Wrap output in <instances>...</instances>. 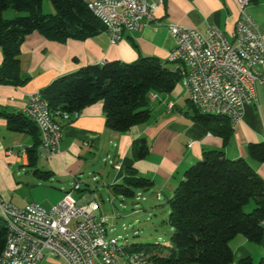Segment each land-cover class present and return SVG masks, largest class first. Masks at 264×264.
I'll return each mask as SVG.
<instances>
[{
	"label": "crops",
	"instance_id": "obj_1",
	"mask_svg": "<svg viewBox=\"0 0 264 264\" xmlns=\"http://www.w3.org/2000/svg\"><path fill=\"white\" fill-rule=\"evenodd\" d=\"M250 13L264 26V0L251 6ZM14 15L4 13L6 19ZM238 18L235 0H165L157 11L156 23L140 32L125 33L116 45L111 44L106 32L86 40L66 42L48 40L37 32L29 35L19 57L22 77L27 82L22 86L0 84V113H4L0 115V199L20 207L26 202H35L50 209L72 192L77 183L81 189L73 191L76 198L85 194L96 199L101 186L111 192V187L122 183L127 169L131 168L138 177L149 179L153 184L150 191L143 192L151 193V198L144 197V201L162 202L166 198L168 202L185 172L207 151H222L230 160H248L264 180V163L256 162L248 154L250 144L264 142L263 84L257 85V101L245 106L242 119L233 127L227 144L197 120L196 109L181 82L171 93L158 95L157 100L151 101L153 113L148 122L134 126L126 133L108 129L103 102L90 105L78 116L74 114L69 122L62 123L59 153L42 154L39 149V168L52 173L50 182L41 181L28 167L25 151L34 145V138L10 130L5 115L25 114L31 94L87 66L112 61L134 63L141 58L168 62L176 46L168 31L169 24L202 33L213 25L232 40ZM2 62L0 50V67ZM179 66L182 71L183 66ZM170 67L174 66L170 64ZM261 71L264 74V66ZM142 139L146 141L149 153L143 159H135L134 143ZM190 142H194L192 147ZM110 160L121 163V169H115ZM101 214L106 217L102 209ZM231 246L233 264L243 258L250 257L255 262L264 257V240L254 244L238 236ZM45 261L44 264L58 263L50 258Z\"/></svg>",
	"mask_w": 264,
	"mask_h": 264
},
{
	"label": "trees",
	"instance_id": "obj_2",
	"mask_svg": "<svg viewBox=\"0 0 264 264\" xmlns=\"http://www.w3.org/2000/svg\"><path fill=\"white\" fill-rule=\"evenodd\" d=\"M45 0H0V84L22 86L21 48L32 33L48 40L66 42L86 40L106 29L89 10L84 0H49L54 14L43 13ZM259 0H250V7ZM18 15L6 19L8 10ZM185 70L170 67L169 62L141 58L134 63L120 61L92 65L64 75L42 89L44 100L57 122L63 115L72 116L97 102H103L108 129L126 133L152 117L150 93H171L182 81ZM195 107V106H194ZM197 120L227 144L233 134L231 120L207 115L196 107ZM4 113H0L3 115ZM10 130L30 134L34 145L26 149L28 167L43 182L53 175L39 168L42 144L39 128L25 114H5ZM69 122V121H68ZM149 153L145 140L134 143L135 159ZM251 159L264 163V142L248 146ZM122 183L111 187V194L123 201L135 199L139 192L150 191L149 179L127 169ZM167 223L173 233L168 247L160 244H132L130 252H145L154 264H233L231 242L238 236L254 244L264 240V180L246 159L230 160L222 151H207L184 175L174 196L168 201ZM9 234L8 224L0 218V256ZM238 264H254L243 258ZM259 264H264V257Z\"/></svg>",
	"mask_w": 264,
	"mask_h": 264
},
{
	"label": "built area",
	"instance_id": "obj_3",
	"mask_svg": "<svg viewBox=\"0 0 264 264\" xmlns=\"http://www.w3.org/2000/svg\"><path fill=\"white\" fill-rule=\"evenodd\" d=\"M164 2L88 0V5H92L93 14L103 25H109L106 33L111 44L116 45L122 40V24L130 25V33L142 31L156 23L157 11ZM235 2L239 18L232 40L213 25L202 33L169 24L168 31L176 46L168 62L181 71L179 59L191 61V76L189 82H183V87L187 94H195L199 99L196 108L200 112L211 111L217 115L229 112L239 124L245 106L257 101V85H264L261 71L264 26L251 15L250 0ZM158 98L154 92L149 95L150 101ZM46 102L40 92L31 94L25 115L39 128L42 154H55L61 150L63 124L47 112ZM70 119L69 114L63 115L64 122ZM193 145L190 142L189 146ZM110 163L115 169H121V163L113 160ZM80 189L77 183L73 191ZM73 191L50 209L35 202H26L20 207L0 199V217L14 222V235L7 237L0 264H41L47 258L58 259L62 264H154L145 252H124L125 242L121 243L122 236L112 234L109 219L101 214L99 202L85 194L76 198ZM135 199L144 201L143 192Z\"/></svg>",
	"mask_w": 264,
	"mask_h": 264
},
{
	"label": "rangeland",
	"instance_id": "obj_4",
	"mask_svg": "<svg viewBox=\"0 0 264 264\" xmlns=\"http://www.w3.org/2000/svg\"><path fill=\"white\" fill-rule=\"evenodd\" d=\"M6 12H11L16 16L18 15L11 9ZM43 13H55V9L49 0H45L43 3ZM108 169H111L110 165H108ZM143 195L144 197L151 198L150 192L144 193ZM96 199L101 205L103 213L109 219V224L113 231L112 234L122 236L123 241L121 240V243L125 242L123 245L160 244L164 247L169 246L173 230L167 223L169 207L166 198L162 202L137 201L136 199H128L126 202H123L122 198L114 197L111 192L101 186L97 192ZM123 205L126 207L125 209ZM136 205L139 206L136 208ZM137 209H141L142 211L136 214L134 211ZM124 227L127 230H124ZM50 259L60 263L58 259ZM260 259L255 261L254 264H259ZM44 262L46 261L44 260ZM44 262L41 264H44Z\"/></svg>",
	"mask_w": 264,
	"mask_h": 264
},
{
	"label": "bare ground",
	"instance_id": "obj_5",
	"mask_svg": "<svg viewBox=\"0 0 264 264\" xmlns=\"http://www.w3.org/2000/svg\"><path fill=\"white\" fill-rule=\"evenodd\" d=\"M84 1L87 4L89 10L93 13L92 5H88V0H84ZM104 27L106 29L105 32H109V25H104ZM127 32L130 33V25L129 24H122V37ZM180 64L183 66V68L185 70L184 77L182 78V81H181V84L183 86V82H189V78L191 76V61H189V59H179V65ZM188 97H189L191 104H193L195 107H199V99L196 98L195 94H188ZM46 110H47V112H51L48 102H46ZM201 113L207 114V115H215V116L217 115V113H212L211 111H203ZM219 116H225V117L229 118L231 120L233 127L238 124V121L229 112H222V115H219ZM0 218H2L9 226V234L8 235H14V222L12 220H8L4 217H0ZM129 248H130L129 246L123 245V251L124 252H130L132 249L130 250Z\"/></svg>",
	"mask_w": 264,
	"mask_h": 264
}]
</instances>
